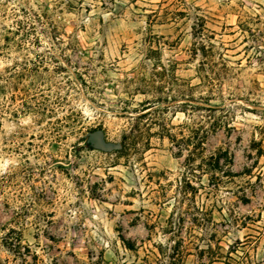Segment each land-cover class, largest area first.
Returning <instances> with one entry per match:
<instances>
[{
	"label": "rangeland",
	"instance_id": "1",
	"mask_svg": "<svg viewBox=\"0 0 264 264\" xmlns=\"http://www.w3.org/2000/svg\"><path fill=\"white\" fill-rule=\"evenodd\" d=\"M0 264H264V0H0Z\"/></svg>",
	"mask_w": 264,
	"mask_h": 264
},
{
	"label": "trees",
	"instance_id": "2",
	"mask_svg": "<svg viewBox=\"0 0 264 264\" xmlns=\"http://www.w3.org/2000/svg\"><path fill=\"white\" fill-rule=\"evenodd\" d=\"M209 81H210V83L211 84H213V82H214V80L212 79V80H210L209 79ZM200 99H204L203 97H200ZM207 101H208V98L206 99ZM199 102H201V101H199ZM196 108L198 109V110H206V111H214V110H219V111H221V110H223V108H212L211 106L210 107H204V106H196ZM198 117H200L199 115H198ZM201 117H204V116H201ZM199 124V123H198ZM202 128V127H201ZM194 133V132H193ZM195 133H197L198 134V132H195ZM126 139H124V142H119L118 144H116V146H114V148H120V149H123V148H126V146H127V142L125 141Z\"/></svg>",
	"mask_w": 264,
	"mask_h": 264
}]
</instances>
